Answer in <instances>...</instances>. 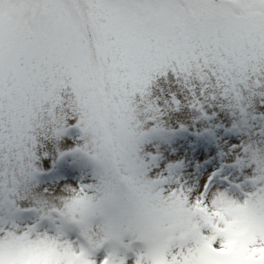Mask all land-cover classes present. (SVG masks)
Here are the masks:
<instances>
[{"label": "snow or ice", "instance_id": "snow-or-ice-1", "mask_svg": "<svg viewBox=\"0 0 264 264\" xmlns=\"http://www.w3.org/2000/svg\"><path fill=\"white\" fill-rule=\"evenodd\" d=\"M0 264H264V0H0Z\"/></svg>", "mask_w": 264, "mask_h": 264}]
</instances>
